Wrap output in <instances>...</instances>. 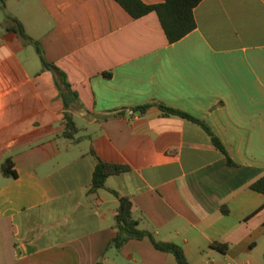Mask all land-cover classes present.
<instances>
[{
	"label": "crops",
	"instance_id": "crops-1",
	"mask_svg": "<svg viewBox=\"0 0 264 264\" xmlns=\"http://www.w3.org/2000/svg\"><path fill=\"white\" fill-rule=\"evenodd\" d=\"M195 19L170 44L156 13L135 20L114 0L0 4V264H178L149 239L109 248L113 192L190 264H264V195L251 189L264 177V0H204ZM158 105L204 121L234 166ZM92 151L129 172L91 193ZM8 159L16 178L1 173Z\"/></svg>",
	"mask_w": 264,
	"mask_h": 264
},
{
	"label": "trees",
	"instance_id": "trees-1",
	"mask_svg": "<svg viewBox=\"0 0 264 264\" xmlns=\"http://www.w3.org/2000/svg\"><path fill=\"white\" fill-rule=\"evenodd\" d=\"M114 1L135 20H139L151 13H156L168 42L170 44H175L197 29L195 10L204 0H164L163 4L156 6L147 5L141 0ZM0 4L4 5V0H0ZM7 31L18 35L25 43L34 44L45 66L47 68L53 67L45 61L40 46L34 43L33 39L28 36L23 24L19 20L7 17ZM150 107L151 106L142 107L136 111L145 114ZM158 107L165 116L180 117L201 126L211 137L214 146L226 156L227 164L229 166H234L223 144L204 121L164 105H158ZM76 132L77 128L73 117L71 115H66V132L63 134V137L66 139H73ZM92 154L96 158L97 166L94 173L93 185L90 190L91 193L105 189L106 182L109 178L129 172V168L126 166L105 163L94 151H92ZM13 169V162L11 159H8L2 164L1 173L6 177L16 178L17 175ZM251 189L264 195V177L253 183ZM113 194L120 200V206L115 224V229L117 230L116 236L111 241L109 248L120 250L132 240L142 241L149 239L158 251L174 255L178 264H190L184 250L180 246L158 242L152 234L139 229L140 224L134 219V205L132 201L128 198H121L116 192H113ZM216 248L221 252L227 250V247L223 245H217Z\"/></svg>",
	"mask_w": 264,
	"mask_h": 264
},
{
	"label": "clouds",
	"instance_id": "clouds-1",
	"mask_svg": "<svg viewBox=\"0 0 264 264\" xmlns=\"http://www.w3.org/2000/svg\"><path fill=\"white\" fill-rule=\"evenodd\" d=\"M0 53L3 54V55H0V58H3V56L10 55V52H8L7 49H0Z\"/></svg>",
	"mask_w": 264,
	"mask_h": 264
}]
</instances>
